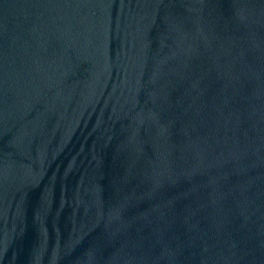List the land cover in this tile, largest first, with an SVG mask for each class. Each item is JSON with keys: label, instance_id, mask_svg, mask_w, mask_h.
Listing matches in <instances>:
<instances>
[{"label": "water", "instance_id": "water-1", "mask_svg": "<svg viewBox=\"0 0 264 264\" xmlns=\"http://www.w3.org/2000/svg\"><path fill=\"white\" fill-rule=\"evenodd\" d=\"M0 264H264V0H0Z\"/></svg>", "mask_w": 264, "mask_h": 264}]
</instances>
